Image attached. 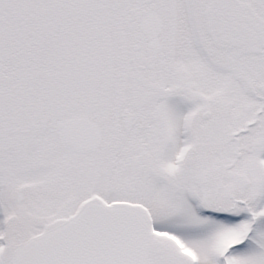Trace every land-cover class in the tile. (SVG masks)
<instances>
[{
    "label": "snow or ice",
    "instance_id": "snow-or-ice-1",
    "mask_svg": "<svg viewBox=\"0 0 264 264\" xmlns=\"http://www.w3.org/2000/svg\"><path fill=\"white\" fill-rule=\"evenodd\" d=\"M0 264H264V0H0Z\"/></svg>",
    "mask_w": 264,
    "mask_h": 264
}]
</instances>
